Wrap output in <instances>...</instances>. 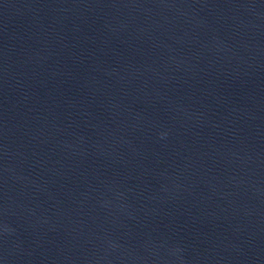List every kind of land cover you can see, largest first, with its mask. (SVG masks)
Masks as SVG:
<instances>
[{
	"label": "water",
	"instance_id": "water-1",
	"mask_svg": "<svg viewBox=\"0 0 264 264\" xmlns=\"http://www.w3.org/2000/svg\"><path fill=\"white\" fill-rule=\"evenodd\" d=\"M0 264H264V0H0Z\"/></svg>",
	"mask_w": 264,
	"mask_h": 264
}]
</instances>
